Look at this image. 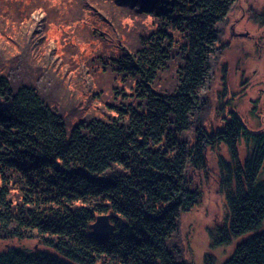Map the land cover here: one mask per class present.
Here are the masks:
<instances>
[{"label": "trees", "instance_id": "1", "mask_svg": "<svg viewBox=\"0 0 264 264\" xmlns=\"http://www.w3.org/2000/svg\"><path fill=\"white\" fill-rule=\"evenodd\" d=\"M235 2L0 0V239L42 247L8 248L0 264H188L179 216L201 200L189 173L220 144L227 212L209 248L251 232L221 264H264V131L233 110L204 128ZM92 103L100 111L82 113ZM100 214L113 225L102 242L91 235Z\"/></svg>", "mask_w": 264, "mask_h": 264}, {"label": "rangeland", "instance_id": "2", "mask_svg": "<svg viewBox=\"0 0 264 264\" xmlns=\"http://www.w3.org/2000/svg\"><path fill=\"white\" fill-rule=\"evenodd\" d=\"M44 15L43 10L34 8L30 18L39 22ZM50 44L58 46L57 41L52 39ZM220 45L222 48L211 65L205 91L204 128L220 127L224 117L233 110L248 129L264 131V0H236L228 14ZM87 95L74 98L83 104L87 102ZM67 99L58 101L66 106ZM91 110L98 113L100 108L92 103L90 109L82 113ZM108 111L114 112L112 109ZM237 150L239 159L244 160L249 151L244 140L237 144ZM205 157L206 169L189 173L201 190V200L197 206L179 216L182 257L188 264H205V254L214 257V264H221L234 247L251 233L233 238L229 244L209 248L207 229L220 225L227 212L224 197L218 189L217 161L220 157L227 160L228 154L225 146L220 144L215 149H205ZM262 177L264 162L258 178ZM8 248L31 250L42 247L33 240L0 239V252Z\"/></svg>", "mask_w": 264, "mask_h": 264}, {"label": "water", "instance_id": "3", "mask_svg": "<svg viewBox=\"0 0 264 264\" xmlns=\"http://www.w3.org/2000/svg\"><path fill=\"white\" fill-rule=\"evenodd\" d=\"M113 225L110 222L108 214H100L95 217L91 224V235L98 242L106 240L111 232Z\"/></svg>", "mask_w": 264, "mask_h": 264}]
</instances>
